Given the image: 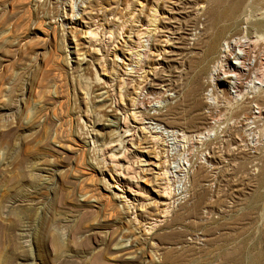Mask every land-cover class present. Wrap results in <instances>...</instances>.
<instances>
[{
	"label": "rangeland",
	"instance_id": "1",
	"mask_svg": "<svg viewBox=\"0 0 264 264\" xmlns=\"http://www.w3.org/2000/svg\"><path fill=\"white\" fill-rule=\"evenodd\" d=\"M225 36L264 74V0H0V264H264V82L210 81Z\"/></svg>",
	"mask_w": 264,
	"mask_h": 264
},
{
	"label": "bare ground",
	"instance_id": "2",
	"mask_svg": "<svg viewBox=\"0 0 264 264\" xmlns=\"http://www.w3.org/2000/svg\"><path fill=\"white\" fill-rule=\"evenodd\" d=\"M212 19L215 22L216 16L213 15ZM221 34H222V30L221 29H219L217 31L214 30V33L211 35V38H212L211 47L217 48V46L219 44L218 41L222 38ZM231 34H232V32L230 33V35ZM229 37L230 38L227 39L226 36H225L226 40L223 38L224 39L223 41H225L224 43H226V47L223 50H222L223 44H220V46L221 45L222 46L218 50L220 51L219 53L221 55L220 54H219L220 56L218 55V57H220V58L219 59L217 58V60L215 61V64L213 65L214 69H212V71L210 72V81L212 83H215L218 80H221L223 78L225 80V78L227 79L228 77H231V79H230L231 85L234 87V89H236V91H238L239 89H241V87L238 88L239 84L243 83V79H242L243 76L242 75L244 73H242V71L240 69L238 70V68L241 66V67H245L246 69L249 70L248 73L244 74V75H249V81H246L248 79L245 78L246 79V80H244V81H246L245 83H247V82L251 83L253 81V79L256 78L260 82V85H261V86H258L257 88L262 87V83L264 82V77H263L264 74L261 73V71L258 69V67H255V65H252V63L248 60V58H249L248 57L249 56L248 55L249 54L248 47L251 46L249 44V42H246L248 40L243 38V37H240V36H233V37L229 36ZM141 40H142L141 37H139L138 38V44L139 45H140ZM231 57L234 58L235 61H231V59H230ZM227 61H228V66L232 70H229V71L225 70L224 71L223 62H227ZM228 72H231V74H228ZM246 87H247V84H246ZM169 191L170 190H167V192L165 191V193L168 194Z\"/></svg>",
	"mask_w": 264,
	"mask_h": 264
}]
</instances>
